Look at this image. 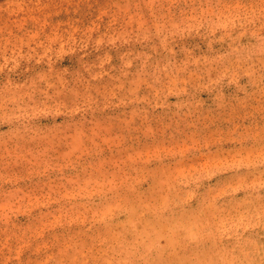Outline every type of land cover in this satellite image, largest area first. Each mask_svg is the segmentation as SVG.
<instances>
[{
	"label": "rangeland",
	"instance_id": "rangeland-1",
	"mask_svg": "<svg viewBox=\"0 0 264 264\" xmlns=\"http://www.w3.org/2000/svg\"><path fill=\"white\" fill-rule=\"evenodd\" d=\"M0 264H264V0H0Z\"/></svg>",
	"mask_w": 264,
	"mask_h": 264
}]
</instances>
